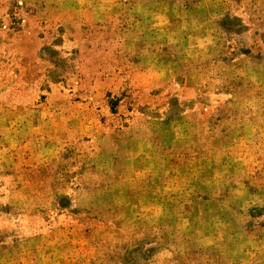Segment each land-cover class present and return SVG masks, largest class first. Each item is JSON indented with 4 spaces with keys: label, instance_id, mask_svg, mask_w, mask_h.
Returning <instances> with one entry per match:
<instances>
[{
    "label": "rangeland",
    "instance_id": "1",
    "mask_svg": "<svg viewBox=\"0 0 264 264\" xmlns=\"http://www.w3.org/2000/svg\"><path fill=\"white\" fill-rule=\"evenodd\" d=\"M0 264H264V0H0Z\"/></svg>",
    "mask_w": 264,
    "mask_h": 264
}]
</instances>
